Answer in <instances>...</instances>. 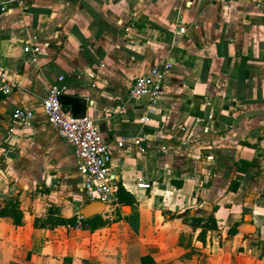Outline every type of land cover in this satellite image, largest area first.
<instances>
[{"label":"crops","instance_id":"0c3cea01","mask_svg":"<svg viewBox=\"0 0 264 264\" xmlns=\"http://www.w3.org/2000/svg\"><path fill=\"white\" fill-rule=\"evenodd\" d=\"M162 59L160 96L129 100ZM1 74L0 205L17 199L22 221L0 217V264H264V0H0ZM60 75L134 198L93 229L73 147L42 110ZM15 107L32 126L9 131Z\"/></svg>","mask_w":264,"mask_h":264},{"label":"built area","instance_id":"2783aa9c","mask_svg":"<svg viewBox=\"0 0 264 264\" xmlns=\"http://www.w3.org/2000/svg\"><path fill=\"white\" fill-rule=\"evenodd\" d=\"M185 31V26H178L179 33ZM22 49L24 52L32 54L40 52L38 46L30 44L23 45ZM171 67L172 63L162 59L151 66L144 74L136 76L128 88L129 100H135L141 96L148 97L151 100L158 98ZM0 76L4 78V74ZM6 80L3 89L8 92L12 82L9 79ZM65 90L66 85L63 82V76L60 75L49 86L42 98V110L47 122L55 127L59 138L73 147L77 171L81 176L86 201H100L108 205L112 203L116 192V184L110 175L111 149L97 130L91 117L85 115L75 118L72 116L71 111L64 107L60 97ZM118 109L122 113L126 110L125 105L120 106ZM12 119L10 132H13L16 128L21 129L32 126L34 113L28 108L15 107L12 111ZM141 120L146 122L148 118L142 117ZM117 146L122 147L123 141H118ZM208 158H211V156H208ZM137 186L146 188L148 184L138 182Z\"/></svg>","mask_w":264,"mask_h":264},{"label":"trees","instance_id":"16d2710c","mask_svg":"<svg viewBox=\"0 0 264 264\" xmlns=\"http://www.w3.org/2000/svg\"><path fill=\"white\" fill-rule=\"evenodd\" d=\"M236 188L232 187V189ZM116 200L119 203H131L134 201L133 196L126 191L120 183H117L116 192H115ZM8 216L12 219L13 223L19 225L22 221V212L19 209V201L17 199L9 200L4 205H0V217ZM75 224L74 218H68L67 220H63V223ZM107 221L102 219L100 215H95L91 218H83V225L88 226L90 229H93L96 226L104 225Z\"/></svg>","mask_w":264,"mask_h":264},{"label":"water","instance_id":"95a60500","mask_svg":"<svg viewBox=\"0 0 264 264\" xmlns=\"http://www.w3.org/2000/svg\"><path fill=\"white\" fill-rule=\"evenodd\" d=\"M60 98L63 105H70L73 117L79 118L85 116L86 99L66 94H62ZM105 207L106 204L100 201L86 202L82 208H80L79 213L83 218H89L98 213L104 212Z\"/></svg>","mask_w":264,"mask_h":264}]
</instances>
